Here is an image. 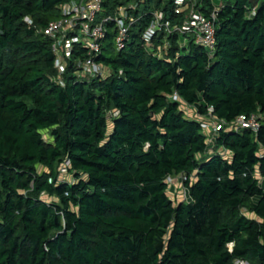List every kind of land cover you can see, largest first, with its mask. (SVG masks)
Returning a JSON list of instances; mask_svg holds the SVG:
<instances>
[{
    "label": "trees",
    "instance_id": "16d2710c",
    "mask_svg": "<svg viewBox=\"0 0 264 264\" xmlns=\"http://www.w3.org/2000/svg\"><path fill=\"white\" fill-rule=\"evenodd\" d=\"M71 1L0 0V264H264V0H191L216 13L213 54L163 21L144 40L157 12L188 20L174 0H101L132 19L124 48L108 21L110 75H82L78 44L62 87L42 31ZM181 102L227 126L209 143Z\"/></svg>",
    "mask_w": 264,
    "mask_h": 264
},
{
    "label": "built area",
    "instance_id": "2783aa9c",
    "mask_svg": "<svg viewBox=\"0 0 264 264\" xmlns=\"http://www.w3.org/2000/svg\"><path fill=\"white\" fill-rule=\"evenodd\" d=\"M174 2L178 6V13L189 11L188 20L182 27L173 26L171 28L169 21L164 22V13L157 12L154 22L143 36L144 40L150 43L152 37L160 27V22L163 21L162 26L167 30L172 29L194 35L196 44L201 45L210 54H213L216 47V13H212L211 16L206 17L192 10L191 0H174ZM60 12L61 17L50 23L42 31L53 40L52 51L56 56L55 67L59 73L58 83L62 87L65 86L62 76L66 73L68 64L72 60L74 49L78 44H83L88 50L87 58L76 60L80 73L88 77H108L110 72H107V68L97 63L93 57L95 54L101 53V41L106 38V23L108 21L113 22L117 27L116 48L119 50L124 48L131 26L128 24V20H132L127 9L119 8L115 14L101 19V0H73L63 4L60 7ZM25 21L29 25L32 24L29 18H26ZM165 46L167 47V43ZM105 73H107L106 77ZM175 100H177V97H175ZM205 120L208 123L201 121V126L206 133L208 132L207 135H210L209 143H211L213 136L227 125L225 122H219L213 117L206 118ZM227 129H235L236 131L247 129L258 132L260 129V117L256 115L241 116ZM66 166H69V163H66ZM237 264L247 263L239 262Z\"/></svg>",
    "mask_w": 264,
    "mask_h": 264
},
{
    "label": "rangeland",
    "instance_id": "374dc122",
    "mask_svg": "<svg viewBox=\"0 0 264 264\" xmlns=\"http://www.w3.org/2000/svg\"><path fill=\"white\" fill-rule=\"evenodd\" d=\"M216 3H219L218 0H216ZM166 47V46H165ZM168 47V45H167ZM161 49V48H160ZM159 49V50H160ZM107 72L109 71V68H107ZM107 76V73H105V77ZM181 109L183 112H185L186 116L189 118H197V120L199 119L200 121H205L206 120L204 118H200L199 116H197L196 111L194 108L186 105L185 103L181 102ZM203 119V120H202ZM208 123V122H206ZM44 138L45 140L49 141L50 140V136L48 132H44ZM208 134V132H207ZM69 166H61L59 169L60 172V179L62 180H66L68 182H72L73 181V176L70 175V173L68 172L67 168ZM42 172V169H41ZM192 181H194V177L192 178ZM168 183L172 185L171 187V191H169V197L176 203H180V202H185V193H184V186H183V177L182 176H174L171 179L168 180ZM43 199L46 201H51L49 199V197H47L46 195H43ZM246 211V210H244ZM249 217H252V215H249Z\"/></svg>",
    "mask_w": 264,
    "mask_h": 264
}]
</instances>
